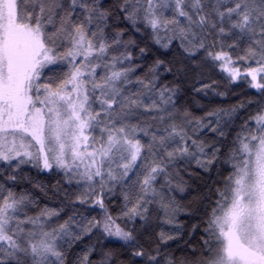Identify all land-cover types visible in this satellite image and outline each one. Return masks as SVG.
Masks as SVG:
<instances>
[{
    "label": "snow or ice",
    "instance_id": "6c2138e0",
    "mask_svg": "<svg viewBox=\"0 0 264 264\" xmlns=\"http://www.w3.org/2000/svg\"><path fill=\"white\" fill-rule=\"evenodd\" d=\"M0 264H264V0H0Z\"/></svg>",
    "mask_w": 264,
    "mask_h": 264
}]
</instances>
